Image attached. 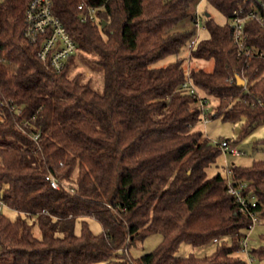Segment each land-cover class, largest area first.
I'll use <instances>...</instances> for the list:
<instances>
[{
	"label": "trees",
	"instance_id": "16d2710c",
	"mask_svg": "<svg viewBox=\"0 0 264 264\" xmlns=\"http://www.w3.org/2000/svg\"><path fill=\"white\" fill-rule=\"evenodd\" d=\"M30 1L0 0V197L15 213L0 211V264H244L243 241L264 224V159L208 176L223 149L192 129L203 109L183 84L218 100L210 118L241 122L237 141L264 123V61L239 55L230 27L237 14L264 11V0H205L230 22L207 13L209 37L195 44V26L174 27L202 0H84L99 8L97 22L80 19L83 0H52L79 46L60 71L25 36ZM245 31L248 46L264 49V23L247 20ZM187 41L213 70L187 71L181 59L154 66ZM76 58L98 84L75 72ZM229 180L246 184L255 207L241 211ZM155 233L153 250L131 253ZM257 240L248 253L262 260L264 232ZM211 242L210 254L176 255L182 243Z\"/></svg>",
	"mask_w": 264,
	"mask_h": 264
},
{
	"label": "rangeland",
	"instance_id": "374dc122",
	"mask_svg": "<svg viewBox=\"0 0 264 264\" xmlns=\"http://www.w3.org/2000/svg\"><path fill=\"white\" fill-rule=\"evenodd\" d=\"M199 1V0H197ZM196 1V3H197ZM199 15L201 21V27L199 30V35L196 36L193 34L191 38L200 41L209 37V31L205 27L204 21L207 13L211 14L212 17L221 24L230 22V20L219 10H217L213 5L209 4L207 1L202 0L198 7ZM195 14V7L190 10V15L181 20L176 27H174V31H183L187 29H194V23L192 21V15ZM190 41V40H189ZM189 41H187L180 49L178 54H170L154 63V66L161 67L166 66L168 63L172 61H177L178 59L183 60V66L188 71L191 68H204L207 71H211L214 68V60H205L199 58H191L189 55ZM78 66L75 69L77 71H84L86 75L93 76L96 83L98 84L100 80V75L98 73H93L90 68L87 67L85 63H83L79 58H76ZM209 104H210V113L217 107L218 100L213 96H208ZM210 117V115L208 114ZM193 130H201L203 135L207 137L210 142L214 145H218L223 140H229L231 145L235 146L237 150L240 152L238 155L226 153L223 150L217 157L216 161L212 163L207 168L208 176H212L217 172L222 173V175H227V167L232 163H236L242 166H248L252 164L253 160L256 159H264V145H257L256 141L262 137H264V123L257 126L250 134L244 137L242 140L237 141L236 137L238 136L241 129V122H231L224 121L222 116H217L214 118H209L208 122H204L201 119L196 125L192 127ZM9 216L15 215L12 210L8 208H4L3 210ZM90 227L95 233H98L102 230L101 224L93 219L89 218ZM264 232V224L261 222L255 225L252 232L249 234V246L256 243L259 237V234ZM36 233L39 234L38 230ZM162 240V234L155 233L146 237L143 241H140L138 247L133 248L131 253L134 256H140L144 253H147L153 250ZM216 247L215 242H211L207 245H203L200 247H195L189 243H182L179 249L176 252V255L180 256H188L190 254H194L196 256H204L210 254L214 251ZM244 255V253H242ZM247 257L245 260H248ZM252 264H264V259H254Z\"/></svg>",
	"mask_w": 264,
	"mask_h": 264
},
{
	"label": "built area",
	"instance_id": "2783aa9c",
	"mask_svg": "<svg viewBox=\"0 0 264 264\" xmlns=\"http://www.w3.org/2000/svg\"><path fill=\"white\" fill-rule=\"evenodd\" d=\"M198 7L195 12L194 26L197 30H200L201 19L198 11ZM98 7L86 5L84 0L78 5L79 16L82 21H98ZM247 20H256L264 23V11L251 10L246 15L237 14L231 21V34L238 45L239 55H244L248 58L257 57L264 61V49H258L247 45L248 34L245 31V22ZM26 30L25 36L32 42L39 43L40 48L38 50V56L43 61L49 63L57 71L62 70L66 61L71 55L76 53L79 49L78 44L72 38L67 31L66 27L60 20V18L53 11L52 0H31L25 12ZM196 39L192 44H195ZM236 77H241L239 73ZM245 80V79H244ZM183 87L199 97V104L203 109L202 119L206 123L209 121L208 112L210 110L208 99L200 94L197 86L188 79ZM220 147L226 153L238 155L240 152L237 148L231 145L229 140H223L220 142ZM47 179L51 182L54 188H59L60 184L58 180L53 176H47ZM245 183L234 184L231 180L228 181V192L237 198L240 204L241 211H248L250 207H255L254 200L249 199L243 195V188ZM254 197H252L253 199ZM251 203V204H250ZM251 205V206H250ZM6 207V203L0 197V211H3ZM256 218H254L255 222ZM253 228V225L251 226ZM250 233V232H249ZM248 237L243 241L242 252L246 254L244 264H252L253 257L248 253ZM218 241L215 239V242ZM140 264V263H135Z\"/></svg>",
	"mask_w": 264,
	"mask_h": 264
},
{
	"label": "water",
	"instance_id": "95a60500",
	"mask_svg": "<svg viewBox=\"0 0 264 264\" xmlns=\"http://www.w3.org/2000/svg\"><path fill=\"white\" fill-rule=\"evenodd\" d=\"M238 82L240 85H244L245 84V80L241 77L238 78Z\"/></svg>",
	"mask_w": 264,
	"mask_h": 264
}]
</instances>
